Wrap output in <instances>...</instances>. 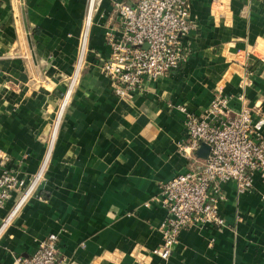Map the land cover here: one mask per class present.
Segmentation results:
<instances>
[{"label": "crops", "instance_id": "obj_1", "mask_svg": "<svg viewBox=\"0 0 264 264\" xmlns=\"http://www.w3.org/2000/svg\"><path fill=\"white\" fill-rule=\"evenodd\" d=\"M117 2L132 0H100L87 24L88 0L0 1V148L28 180L51 150L36 193L17 211L20 193L0 209V264L32 255L51 234L67 264H264L258 175L244 195L222 187L225 227L188 228L168 260L153 253L168 215L160 188L191 163L179 150L187 137L178 106L198 115L222 92L239 112L249 70L247 103L264 118V2L190 0L187 62L131 100L101 70L108 34L121 36Z\"/></svg>", "mask_w": 264, "mask_h": 264}, {"label": "built area", "instance_id": "obj_2", "mask_svg": "<svg viewBox=\"0 0 264 264\" xmlns=\"http://www.w3.org/2000/svg\"><path fill=\"white\" fill-rule=\"evenodd\" d=\"M99 1L88 0L87 24L91 23ZM114 9L121 20V36L108 34L111 53L102 62L101 70L111 81L114 94L120 99L131 100L143 94L150 82L180 70L187 62L190 50L185 39L194 29L190 20L191 4L190 0H132L131 4L117 2ZM87 33L85 30L78 70L86 53ZM251 76L246 70L241 80L239 112L232 110L231 98L222 92H218L210 106L198 115L186 106H178L185 116L187 137L179 150L191 163L186 173L160 188L158 201L168 215L161 226L162 244L153 253L162 260L171 258L180 235L188 228L226 226L219 209V204L226 200L224 185H234L237 195L241 196L253 191L256 175L264 182V118H253L245 95L252 86ZM73 85L74 81L66 100ZM203 144L210 147L206 159L197 156ZM50 155L51 150L38 173L28 180L16 175L9 167L10 158L0 148V209L20 193L17 211L36 193L44 180ZM58 243L59 237L51 234L38 242L32 255L18 256L13 264H67L59 257Z\"/></svg>", "mask_w": 264, "mask_h": 264}, {"label": "water", "instance_id": "obj_3", "mask_svg": "<svg viewBox=\"0 0 264 264\" xmlns=\"http://www.w3.org/2000/svg\"><path fill=\"white\" fill-rule=\"evenodd\" d=\"M210 153V147L203 144L200 150L197 152V156L201 159H206Z\"/></svg>", "mask_w": 264, "mask_h": 264}]
</instances>
